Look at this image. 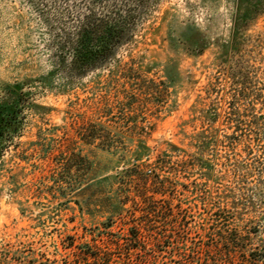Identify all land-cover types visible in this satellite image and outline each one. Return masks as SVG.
<instances>
[{"label":"rangeland","instance_id":"374dc122","mask_svg":"<svg viewBox=\"0 0 264 264\" xmlns=\"http://www.w3.org/2000/svg\"><path fill=\"white\" fill-rule=\"evenodd\" d=\"M33 1L0 0V99L4 87L15 83H23L30 97L20 133L0 145V264H62L69 257L63 248L67 237L76 245L91 243L93 236L106 235L102 224L109 219V237L125 238L130 225L123 219L138 208L120 200L136 197L141 203V176L149 177V186L158 184V176L164 180L188 218L163 246L145 237L133 259L178 264L179 250L193 252L206 243L203 229L212 202L204 197L195 202L181 192L180 184L195 178L172 146L193 154L195 134L237 136L238 145L214 147L211 154L217 155L216 170L230 171L220 181L224 186L242 187L247 196V189L258 187L249 218L261 217L264 229V186L257 183L264 178L257 172V161L264 160V16L224 57L237 0H158L133 43L119 52L125 66L111 65L70 84L55 76L48 89L35 81L52 68L40 11L47 9ZM188 26L208 44L200 56L182 50ZM85 131L104 141L83 142ZM69 154L87 158L88 175H67L62 164ZM80 165L76 160L72 167ZM153 222L157 230L163 225L158 213Z\"/></svg>","mask_w":264,"mask_h":264},{"label":"trees","instance_id":"16d2710c","mask_svg":"<svg viewBox=\"0 0 264 264\" xmlns=\"http://www.w3.org/2000/svg\"><path fill=\"white\" fill-rule=\"evenodd\" d=\"M40 1V6L47 9V12L42 10L43 8L40 11L50 36L48 49L52 68L47 77H39L35 81L48 89H52V79L55 76L70 84L111 65L116 69L125 66L118 59L120 50L133 43L140 23L146 19L150 9L158 4V0ZM30 2L34 3L33 0ZM49 3H53L54 8L50 9ZM263 16L264 0H237L229 41L221 48L222 56L228 57L239 40H242L246 32ZM180 44L186 54L194 56L202 55L208 47L206 40L193 26H188L182 34ZM241 94L242 97L245 96L244 92ZM29 103V92L25 91L23 83L7 84L4 87L0 99V145L20 133L19 120L23 109ZM230 110H233L231 104ZM230 116L232 113L227 112L228 121H232ZM234 116L236 118L235 114ZM212 117L210 121L215 123L216 118ZM237 118L234 126L236 132L239 129L237 124L242 121L239 114ZM100 135L85 131L82 141L88 144L96 140L104 141V136ZM223 138L219 139L214 134H195L190 144L195 152L191 155L172 146L178 153H183L181 165L186 167V173L195 178L191 184H180L181 192H188L195 202L200 201L201 197L212 201L205 216L208 223L203 229L206 243L193 252L181 253L179 250L176 261H179L178 264H264L262 220L261 217L249 218L255 213L253 199L257 196L254 191L258 187L247 189L251 191V196H247L243 193L244 188L224 186L220 182L230 171L216 170L219 165L215 162L217 155L213 152L211 154V150L219 146L235 147L239 142L235 134L224 135ZM251 154L247 152V158ZM76 160L82 168L72 167ZM139 161L140 159H137L135 165ZM257 163V172L263 176L264 160ZM189 165L191 166L187 169ZM62 167L67 175L77 177L86 176L91 170L90 162L81 154H69ZM247 178L246 176L245 179ZM138 180L140 189L137 193L141 203L136 197L129 200L126 196L120 200L124 206L130 202L133 207L138 208L123 219L124 224L130 225L125 238L109 237L108 230L113 227L109 219L107 223L102 224L106 235L93 236L91 243L76 245L73 237H67L63 248L68 251L69 257L62 264H138L133 257L141 251L138 243L146 242L145 237L152 238L154 246H163L168 240L175 238V230L185 226L188 216L183 214V209L175 203L176 198L159 176L158 184L154 186L148 185L149 177L141 176ZM197 180H201V183H196ZM257 183L264 186V178H259ZM210 184L213 188L208 192L205 188ZM149 191L152 192L151 196L147 194ZM155 195L158 196L157 200L154 199ZM194 205L199 209L197 203ZM157 213L163 223L158 230L153 222ZM133 243H136V246ZM117 250L121 255H115Z\"/></svg>","mask_w":264,"mask_h":264}]
</instances>
